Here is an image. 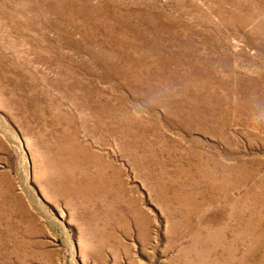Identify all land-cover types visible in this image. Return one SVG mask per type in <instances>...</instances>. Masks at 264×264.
Instances as JSON below:
<instances>
[{"label": "rangeland", "instance_id": "obj_1", "mask_svg": "<svg viewBox=\"0 0 264 264\" xmlns=\"http://www.w3.org/2000/svg\"><path fill=\"white\" fill-rule=\"evenodd\" d=\"M0 264H264V0H0Z\"/></svg>", "mask_w": 264, "mask_h": 264}]
</instances>
